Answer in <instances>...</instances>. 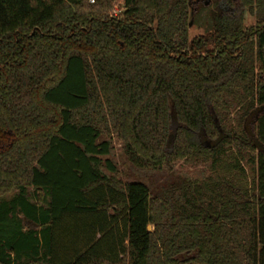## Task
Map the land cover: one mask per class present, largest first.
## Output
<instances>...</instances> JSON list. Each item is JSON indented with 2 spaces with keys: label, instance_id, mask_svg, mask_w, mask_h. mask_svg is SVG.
I'll use <instances>...</instances> for the list:
<instances>
[{
  "label": "trees",
  "instance_id": "16d2710c",
  "mask_svg": "<svg viewBox=\"0 0 264 264\" xmlns=\"http://www.w3.org/2000/svg\"><path fill=\"white\" fill-rule=\"evenodd\" d=\"M205 2L0 0V264H264V0Z\"/></svg>",
  "mask_w": 264,
  "mask_h": 264
},
{
  "label": "rangeland",
  "instance_id": "374dc122",
  "mask_svg": "<svg viewBox=\"0 0 264 264\" xmlns=\"http://www.w3.org/2000/svg\"><path fill=\"white\" fill-rule=\"evenodd\" d=\"M195 3H203L205 0H192ZM207 3V2H206ZM208 5V3H207ZM121 10V3H117L114 7L113 15H117ZM254 21L252 18L246 16L245 17V25L251 26ZM204 29L199 28L197 25L193 26L188 30V42H190L194 37L203 35ZM101 141H106L110 146V153L107 157L101 158L102 163L105 160L111 162L113 167L115 168V178L121 183H129L136 180H142L145 176L146 181H148L152 187L158 188L163 184L170 183L178 177H199L201 176L202 170L200 168H195L189 165L178 164L172 170L167 171L162 168L156 172L151 173H141L136 171L126 160L122 149L121 144L114 139L102 138ZM103 174L109 176L110 174L106 171V169L102 168ZM143 179V180H145ZM31 191V190H30ZM148 230H151V227H148Z\"/></svg>",
  "mask_w": 264,
  "mask_h": 264
},
{
  "label": "water",
  "instance_id": "95a60500",
  "mask_svg": "<svg viewBox=\"0 0 264 264\" xmlns=\"http://www.w3.org/2000/svg\"><path fill=\"white\" fill-rule=\"evenodd\" d=\"M206 5V4H205ZM192 22H190L189 27H191Z\"/></svg>",
  "mask_w": 264,
  "mask_h": 264
},
{
  "label": "flooded vegetation",
  "instance_id": "af4514ba",
  "mask_svg": "<svg viewBox=\"0 0 264 264\" xmlns=\"http://www.w3.org/2000/svg\"><path fill=\"white\" fill-rule=\"evenodd\" d=\"M203 3L207 5V3H206V2H203Z\"/></svg>",
  "mask_w": 264,
  "mask_h": 264
}]
</instances>
